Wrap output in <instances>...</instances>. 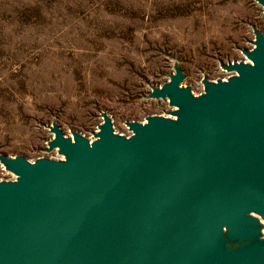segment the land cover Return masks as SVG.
<instances>
[{"label": "water", "instance_id": "1", "mask_svg": "<svg viewBox=\"0 0 264 264\" xmlns=\"http://www.w3.org/2000/svg\"><path fill=\"white\" fill-rule=\"evenodd\" d=\"M264 12V0H253ZM225 79L185 84L177 59L146 99L163 114L91 138L55 120L45 151L0 153V264H264V33Z\"/></svg>", "mask_w": 264, "mask_h": 264}, {"label": "rangeland", "instance_id": "2", "mask_svg": "<svg viewBox=\"0 0 264 264\" xmlns=\"http://www.w3.org/2000/svg\"><path fill=\"white\" fill-rule=\"evenodd\" d=\"M251 24L264 33L253 0H0V153L59 156L45 151L52 120L91 135L101 110L118 132L165 112L148 84L177 59L198 93L219 62L242 58Z\"/></svg>", "mask_w": 264, "mask_h": 264}, {"label": "built area", "instance_id": "3", "mask_svg": "<svg viewBox=\"0 0 264 264\" xmlns=\"http://www.w3.org/2000/svg\"><path fill=\"white\" fill-rule=\"evenodd\" d=\"M247 47H249V45H247ZM242 55V54H241ZM242 57H243V55H242ZM221 70V69H220ZM228 75V73L227 72H225V71H223V70H221L217 75H215V77L214 78H212V79H215V78H217V77H222V79H225L226 78V76ZM199 86H200V88H201V83L199 82ZM196 94V93H195ZM164 103H165V110H167L168 108L166 107L167 106V103H166V101H164ZM164 113V112H163ZM163 113H161V114H163ZM89 138H91L92 136L91 135H87ZM53 157H59V156H53ZM31 160V159H30ZM14 177V175L11 173V172H9V171H7V170H5L4 169V167L0 164V179H12Z\"/></svg>", "mask_w": 264, "mask_h": 264}, {"label": "bare ground", "instance_id": "4", "mask_svg": "<svg viewBox=\"0 0 264 264\" xmlns=\"http://www.w3.org/2000/svg\"><path fill=\"white\" fill-rule=\"evenodd\" d=\"M201 89V88H200ZM263 233H264V228H263Z\"/></svg>", "mask_w": 264, "mask_h": 264}]
</instances>
